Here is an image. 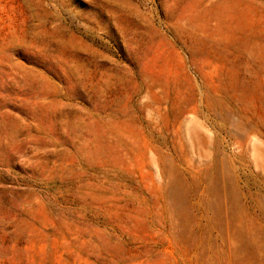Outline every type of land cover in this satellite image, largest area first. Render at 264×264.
<instances>
[{
    "label": "rangeland",
    "instance_id": "374dc122",
    "mask_svg": "<svg viewBox=\"0 0 264 264\" xmlns=\"http://www.w3.org/2000/svg\"><path fill=\"white\" fill-rule=\"evenodd\" d=\"M0 264H264V0H0Z\"/></svg>",
    "mask_w": 264,
    "mask_h": 264
}]
</instances>
